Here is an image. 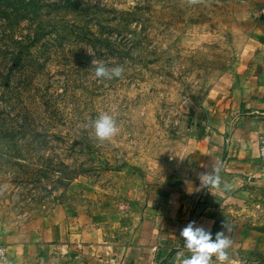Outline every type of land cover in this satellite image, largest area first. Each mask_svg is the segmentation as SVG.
<instances>
[{
    "label": "rangeland",
    "instance_id": "obj_1",
    "mask_svg": "<svg viewBox=\"0 0 264 264\" xmlns=\"http://www.w3.org/2000/svg\"><path fill=\"white\" fill-rule=\"evenodd\" d=\"M263 148L264 0H0V264H110L192 220L264 264Z\"/></svg>",
    "mask_w": 264,
    "mask_h": 264
},
{
    "label": "clouds",
    "instance_id": "obj_2",
    "mask_svg": "<svg viewBox=\"0 0 264 264\" xmlns=\"http://www.w3.org/2000/svg\"><path fill=\"white\" fill-rule=\"evenodd\" d=\"M123 71V66L118 65L110 69L100 63L95 67V76L111 79L113 76H120ZM92 127L95 136L100 140L110 139L119 131L116 119L108 112L101 113L92 122ZM219 183V168H216L213 173L208 175V184L219 185ZM208 184L205 185L208 186ZM180 235L184 238L185 247L191 253L182 259L181 264H213V256L219 261L229 258L227 249L230 241L222 231L216 232L213 239V232L210 228L198 225L195 220H192L182 228Z\"/></svg>",
    "mask_w": 264,
    "mask_h": 264
},
{
    "label": "crops",
    "instance_id": "obj_3",
    "mask_svg": "<svg viewBox=\"0 0 264 264\" xmlns=\"http://www.w3.org/2000/svg\"><path fill=\"white\" fill-rule=\"evenodd\" d=\"M230 140V139H229ZM217 150L220 149V146L217 145H208ZM194 154L202 155L207 159L216 160L218 155L213 154L209 151L195 152ZM247 154V152H242L241 155ZM155 235L152 242H148L146 245L138 246L136 244H131L125 248L118 258L110 257L109 260L112 261L110 264H150L151 258H153V264H181V261L184 257L191 255L189 250L185 247L183 239L180 236H175L171 234L170 228H167L165 222L157 223L154 225ZM152 229V228H151ZM227 235L228 240L230 241L229 247L227 249L229 258L225 261H219L213 256V264H227L234 258V248L235 242L233 241V235L229 230L223 231ZM214 239V238H213ZM255 242L253 244L254 249H263L264 248V233L257 232L255 234ZM173 248V247H183V251L177 256L176 252H173V256L170 259H166L164 255V248ZM109 264V263H107Z\"/></svg>",
    "mask_w": 264,
    "mask_h": 264
},
{
    "label": "built area",
    "instance_id": "obj_4",
    "mask_svg": "<svg viewBox=\"0 0 264 264\" xmlns=\"http://www.w3.org/2000/svg\"><path fill=\"white\" fill-rule=\"evenodd\" d=\"M263 152H264V148H263ZM2 253V250L0 249V254Z\"/></svg>",
    "mask_w": 264,
    "mask_h": 264
}]
</instances>
